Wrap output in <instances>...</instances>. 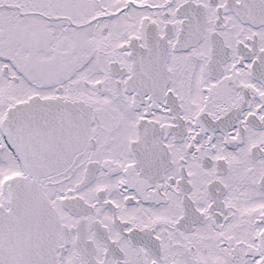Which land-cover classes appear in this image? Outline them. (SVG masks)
<instances>
[{"label":"snow or ice","instance_id":"1","mask_svg":"<svg viewBox=\"0 0 264 264\" xmlns=\"http://www.w3.org/2000/svg\"><path fill=\"white\" fill-rule=\"evenodd\" d=\"M0 264H264V0H0Z\"/></svg>","mask_w":264,"mask_h":264}]
</instances>
